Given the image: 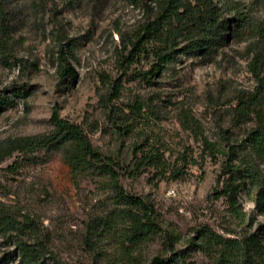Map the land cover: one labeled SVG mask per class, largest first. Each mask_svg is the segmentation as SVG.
Segmentation results:
<instances>
[{"label": "rangeland", "instance_id": "1", "mask_svg": "<svg viewBox=\"0 0 264 264\" xmlns=\"http://www.w3.org/2000/svg\"><path fill=\"white\" fill-rule=\"evenodd\" d=\"M237 1L264 20L260 5ZM152 2L3 0L0 214L31 222V229L5 233L0 226V263L7 257L21 263L16 240L24 237L43 248L45 264H152L176 252L184 264H243L220 236L249 244L252 264H264V212L247 176L251 166L263 175L264 159L235 145V183L242 187L231 197L226 155L211 154L203 141L222 147L223 130L240 141L256 125L255 114L243 124L235 115L240 100L256 96V110L264 111V38L229 31L221 47L180 52L147 82L138 74L150 70L152 59L125 67L122 58ZM60 50L73 77L60 75ZM55 106L112 158L129 193L154 204L162 233L131 244L137 209L117 199L111 175L100 167L72 166L71 143L25 146L23 139L54 130ZM144 150L158 151L160 161L135 169Z\"/></svg>", "mask_w": 264, "mask_h": 264}, {"label": "trees", "instance_id": "2", "mask_svg": "<svg viewBox=\"0 0 264 264\" xmlns=\"http://www.w3.org/2000/svg\"><path fill=\"white\" fill-rule=\"evenodd\" d=\"M251 2L264 9V0H251ZM145 7L149 17L140 26L129 46H125L128 54L122 58V63L123 66L130 67L142 59H152L150 70L138 74V77L147 82L151 81L149 74L156 76L157 72H162L167 65L178 58L177 55L180 52L207 51L221 47L228 40L229 31L232 36L239 39L249 35L264 38V20H258L252 16L237 0H153L152 4L146 3ZM3 11V0H0V12ZM59 58L62 79L66 76L73 77L75 73L72 67L67 65L63 50H60ZM259 63L261 64V61ZM114 91L118 95L120 91L118 85L114 87ZM253 99L240 100L236 110L235 120L238 124L246 123L255 114L256 125L246 133L244 138L235 141L232 132L223 130L221 134L225 144L222 147L212 143L206 137L203 139L211 154L225 153L226 155L231 173L230 180H232L226 193L231 197H234L242 187V184L235 183V172L240 170V167L233 163L236 151L239 148L251 151L264 159V111L256 110L257 102L255 101L258 97H253ZM2 103L0 99V111L3 109ZM143 105L138 103L136 108L141 111ZM51 121L55 127L50 133L22 140L27 148L54 149L71 143L72 154L68 161L72 166L78 168L77 166L94 165L100 167L103 172L109 173L117 199L137 209V211L131 209L132 223L128 234V241L131 244L149 240L152 236L164 231L163 223L154 204L146 197L129 193L120 184V173L115 168V162L92 144L81 124L62 117L58 106L53 109ZM235 145L239 148H235ZM17 149L15 146L13 151ZM157 155L158 151L154 153L153 150H144L143 155L136 162L135 169H140L141 165L145 164H157L160 161ZM247 170L249 181L256 189V204L264 212V174L262 175L253 166ZM0 226L5 233L17 231L25 234L30 231L31 222H21L8 214H0ZM165 233L171 238L168 231ZM218 239L222 240L221 243L227 247L228 255L239 254L243 264H252L247 247L249 244L236 240L225 241L220 236ZM254 245L257 250L262 249L260 241L254 242ZM16 249L19 253L20 264H45L44 250L38 247L37 243L29 242L22 237L16 240ZM10 259L7 257L0 264H11ZM56 264L63 263L56 262ZM152 264H184V256L176 252L171 257H156Z\"/></svg>", "mask_w": 264, "mask_h": 264}]
</instances>
